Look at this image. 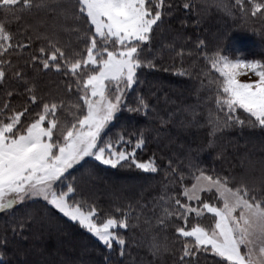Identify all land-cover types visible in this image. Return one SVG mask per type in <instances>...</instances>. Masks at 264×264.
Returning <instances> with one entry per match:
<instances>
[{"label":"trees","instance_id":"1","mask_svg":"<svg viewBox=\"0 0 264 264\" xmlns=\"http://www.w3.org/2000/svg\"><path fill=\"white\" fill-rule=\"evenodd\" d=\"M165 3L171 8L164 9L163 23L153 33L151 55L148 57L153 59L156 67L140 69V83L126 94V103L130 107H136L137 97L143 95L150 110L147 115L122 111L106 132V136L114 141L120 134L135 140L136 136L132 134L143 132L146 144L137 152V159L147 161L155 156L158 171L145 173L134 166L112 169L89 160L85 167L92 166V178L98 179L97 192L92 196L84 193L85 167L77 166L72 172L74 177H79L75 180L80 190L77 199L86 208L95 206L98 209L99 222L109 217L119 220L124 213L128 214L130 227L119 230L126 240V255L121 257L115 248L107 250L90 233L57 214L51 220L54 222L56 219L62 225L59 224V230L49 232L48 248L34 239L37 237H34L35 230H31L32 221L24 233L16 237L17 243L22 241L27 245L22 252L29 251L34 255L28 264H45L37 262L38 256L45 261L48 258L59 260V264H181L184 244L189 243L192 247L194 239L179 236L176 228L191 230L199 225L210 230L213 216L206 210L200 217L194 212L189 213L186 223L175 215V198L195 208H202L201 202L218 207L222 205V199L214 189L202 191L199 201H188L183 195V191L201 176V170L203 175L212 176L213 180L227 178V186L234 190L246 186L250 190L255 189L258 196L264 195V132L236 125L211 135L212 124L217 118L223 124L224 112L219 111L216 105L218 91L222 94L219 87L222 78L218 77L209 58L220 50L231 58L243 57L264 63V9L255 17L251 15L253 5L264 4V0H243L242 6L235 0H165ZM185 3L190 5L189 9L183 8ZM204 6L211 8L206 11ZM18 10L21 9L18 7L13 15L6 9H0V23L12 37V47L7 51L8 66H18L17 60L21 58L23 61L28 57L27 53L19 52L22 49L19 42L30 46L35 40L31 28L25 25H28L30 14L27 9ZM20 13L26 21L16 18ZM25 67L24 71L15 69L19 70V79H24L27 74L30 79L35 78L37 70L31 61ZM9 75L14 76L9 71L4 79H9ZM14 85L13 89L21 93L0 96V111L3 112L0 118L23 112L18 108L25 100L30 104L27 107L29 111L21 116L17 127L26 130L40 113L41 99L31 90L32 86L27 87L21 82ZM33 94L37 97L35 104L31 103ZM5 104L9 109H4ZM237 114L241 118L246 115L242 110ZM128 147L130 149L131 146ZM122 180L133 182L124 189L116 188ZM113 184L115 188H110ZM169 197L173 199L169 200ZM116 208L121 211L116 212ZM165 208L173 215L161 225L159 220L164 216ZM22 216L27 220L26 215ZM41 233L36 236L42 237ZM60 242L64 244L54 249L53 245ZM15 249L14 244L8 245L7 255L14 253ZM19 253H14L9 259L6 255L5 264H12ZM186 259L198 261V264H216L220 258L210 253H197Z\"/></svg>","mask_w":264,"mask_h":264},{"label":"snow or ice","instance_id":"2","mask_svg":"<svg viewBox=\"0 0 264 264\" xmlns=\"http://www.w3.org/2000/svg\"><path fill=\"white\" fill-rule=\"evenodd\" d=\"M235 2L243 5V0ZM70 5L71 18L77 24L87 25L84 30L86 57L77 59L68 68L73 75H77V70L82 68L91 73L82 83L79 79L76 81L77 91L81 93L79 100L83 103H77L74 107L80 110L81 115L74 116L70 124L67 121L62 123L56 116L58 105L45 103L38 119L26 130L17 125L21 123V116L29 111L27 107L6 119L0 118V214L14 216L21 205L38 201L40 206L34 209L32 222L51 218L58 213L94 236L107 250L115 248L124 257L126 240L119 230L130 227L128 214L124 213L119 220L109 217L99 222L98 209L89 206L84 210V203L76 198V178L70 170L76 166L83 169L91 160L112 169L134 166L145 173L158 171L155 156L147 161L137 159V152L143 150L146 144L143 132L133 133L135 140L120 134L115 141L107 137L106 132L124 110L148 114L150 105L143 95L137 97L136 107H130L126 103V94L140 83V69L156 67L153 59L148 58L151 55V40L154 31L163 23L164 9L171 8V5L166 4L165 0L158 3L156 0H70ZM18 7L21 10L44 8L54 14L60 5L52 0H0V9H6L13 15ZM183 8L189 9L190 5L185 3ZM262 9L264 4L255 3L251 15L255 17ZM11 39L4 24L0 23V54L12 47ZM18 46L27 48L29 45ZM110 47L113 50H109ZM39 52V57H31L34 64L39 62L45 71H61L59 59L64 58V52L56 48L50 56H46L44 47ZM209 58L212 60L211 66L223 78L219 85L222 94L218 91L216 105L219 111L224 112L223 124L217 118L212 124L211 135L214 136L222 128L236 125L264 132V63L243 58L231 59L220 50ZM4 63L0 59V81L5 78ZM244 70L254 73L258 79L241 82L238 77L244 74ZM31 103H36L34 94ZM8 107V104L4 105V109ZM240 110L246 114L245 118L237 114ZM2 116L3 112L0 111ZM128 146H131L130 149ZM204 179L216 187L223 207L201 202L202 208H195L175 198V215L182 217L186 223L189 213L194 212L200 217L204 210L215 218L211 231L199 225L191 230L176 228L179 236L194 238L192 247L189 243L184 244L181 264H198V261L186 259L197 253H210L220 258L216 264H264V195L258 196L255 189L250 190L246 186L234 190L227 186V178L222 181L207 176ZM195 191L196 185H193V192L185 189L183 195L189 201L194 198L199 201ZM237 210L239 216L234 215ZM120 211L116 208V212ZM172 215L165 208L159 223L163 225ZM27 226V221H21L0 235V264H5L8 233L14 238ZM242 245L247 249L244 254L241 253Z\"/></svg>","mask_w":264,"mask_h":264},{"label":"rangeland","instance_id":"3","mask_svg":"<svg viewBox=\"0 0 264 264\" xmlns=\"http://www.w3.org/2000/svg\"><path fill=\"white\" fill-rule=\"evenodd\" d=\"M52 2L60 5V7L56 9V12L54 14L44 8L41 9V11H39V9L37 8H34V10H27V12L30 14V16H28V25L25 24L24 22L23 24H25L26 27L29 26L31 28L35 40L31 43L29 48H26L25 50H23L24 48H22L19 51L22 54L23 53L28 54V57L26 58V60L22 61V59L20 58L19 60H17L18 66L16 64H11L8 66L7 52L0 54V59H3L5 61L3 65V70L5 71V74H8L9 71L13 72L14 74L13 77L9 75V79H3L2 81H0V96L1 95L10 96L9 93H18L20 95L21 92H17L13 89V86H15L14 83L19 84V82H21L23 85L27 87L32 86L31 90L36 92V94L40 96V99H41V104L39 106V109H40L39 114H41L43 111V104L47 103L51 105L52 103H56L58 105L56 116L59 118L60 122L63 123L67 121L70 124L71 122L74 121V116L81 115L80 110L75 108L74 105L77 103H80V104L83 103L81 100H79V96L81 95V93L77 91L76 81L79 79L82 83L83 80L87 79V75L91 74L90 72H88L87 69H84V68L77 70V75H73L70 71H68V68L70 67L71 63H74L77 59H82L86 57L87 53H86V42L84 39V30L87 29V25L84 23L77 24L71 18L70 0H52ZM209 8H211V6H204V9L206 11H208ZM18 11H21V10H18ZM16 18H20V19L24 18L23 13L17 14ZM22 20L26 21V19H22ZM178 38L180 39V37ZM10 43L12 44L11 41ZM21 44L23 45V41L18 43V45H21ZM41 47L45 48L46 56H50L52 52L55 51L56 48H59L60 51L64 52L65 54L64 58L59 59V63L61 65L60 72H56L54 69L45 71L42 67V64H40L39 62H36L35 64L33 63V61L31 60V57L33 55L39 57L41 55L39 52V49ZM109 50H113V48L110 47ZM237 58H243V57H235L231 59H237ZM30 61L33 64L34 69L37 70V75L35 74V78L30 79L29 74H27L24 79H19V77L17 76L18 71L19 70L24 71L26 68L25 66H27ZM16 68H18L19 70H15ZM217 73H218L217 74L218 77L222 78L218 71ZM54 77H55V80H53ZM238 79L241 82H252L258 78L255 76L254 73L244 70V74L240 75ZM42 81H45L43 82V85H44L43 87H41L40 85L42 84ZM7 82H10V83H7ZM220 83H222V81H220ZM69 85H71V90H69ZM26 107H30V104H27L26 101L24 100L22 106L18 108V111H22ZM48 118H51V117H48ZM36 119H38V117ZM31 123H29L28 126ZM111 127L112 125L109 128ZM73 170H70V172L72 173ZM85 171L87 173V177L84 179V183L86 184L84 193L92 196L95 192H97L96 183L98 182V179L92 178L94 175L92 166L85 167ZM204 177H207V176L205 175L199 176L196 182L193 184V185H196L195 195L200 196L202 191H200L199 189L209 188V187H211V189H214L218 193L216 187H213L212 185H210L209 182L206 179H204ZM75 178L77 180L79 177H75ZM126 181L128 180L119 181V183H117L118 187L116 188L124 189L125 187H127L128 184H131L133 182L131 180H129L128 182ZM193 185L187 188L190 193L193 192ZM109 187L115 188L114 184L110 185ZM78 195H80L79 186H77L76 198L78 197ZM39 206L40 204L38 201L29 202L28 204L21 205L16 210L14 216L13 215L5 216L4 214H0V235H4L6 229H11L15 227L21 221H27L28 224L31 223L30 221H31V216L33 214V211L35 208ZM220 207L221 208L223 207V200H222V205ZM87 209L88 208L84 206V210H87ZM57 214L52 216L51 218L45 217L43 219H36L35 222L32 223L31 230L32 229L35 230L34 237H37L34 239H38L40 243L45 244L46 248H48L49 246V243L46 244L49 238V232L59 230L61 228L60 226L62 225L56 219L54 220V222H52L51 220L55 218ZM209 214L213 216V214L211 213ZM22 215H26L25 218L27 220H24ZM234 215L239 216V210H237V212L234 213ZM212 220H213V226L209 231H211L214 228V224H215L214 216ZM24 230L25 228L19 235H22L24 233ZM40 231H42V233ZM40 233L43 235L42 237L36 236V235H40ZM8 235H9L8 245H13V244L15 245L16 249L14 253H19L20 250L22 252V249H24L25 246L27 247V245H25V243L22 241H20L21 243L16 242V237L18 235H16L14 239L11 236L10 232L8 233ZM63 244L64 242L56 243L53 245V247L54 249L60 248ZM241 247H243V253L242 252L241 253L242 254L246 253L247 249L243 245ZM14 253L8 254L7 259L11 258ZM16 257H17L16 260L12 264H28L34 258V255H31V252L29 251H25V252L17 254ZM38 257H37V260H38L37 262L43 261L45 262V264H59L58 262L59 260L56 261L55 259L48 258L45 261L43 259H39Z\"/></svg>","mask_w":264,"mask_h":264}]
</instances>
